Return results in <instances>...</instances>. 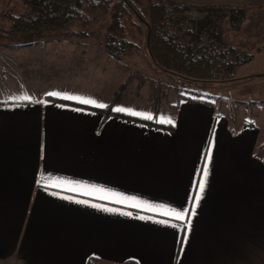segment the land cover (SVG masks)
I'll list each match as a JSON object with an SVG mask.
<instances>
[{
    "label": "crops",
    "instance_id": "0c3cea01",
    "mask_svg": "<svg viewBox=\"0 0 264 264\" xmlns=\"http://www.w3.org/2000/svg\"><path fill=\"white\" fill-rule=\"evenodd\" d=\"M88 39L8 45L0 264H264L257 115L183 92L143 104L124 61Z\"/></svg>",
    "mask_w": 264,
    "mask_h": 264
},
{
    "label": "trees",
    "instance_id": "16d2710c",
    "mask_svg": "<svg viewBox=\"0 0 264 264\" xmlns=\"http://www.w3.org/2000/svg\"><path fill=\"white\" fill-rule=\"evenodd\" d=\"M21 2V12L0 13V42L11 45L57 37L85 38L90 26L98 23L96 13L100 11L109 17L101 44L109 55L121 60L130 49L137 47L122 31L123 18L133 14L145 27V46L154 71L179 81L180 88L237 79V69L254 57L252 47L227 41L224 36L226 18L234 28L244 20L246 12L241 6L154 0L148 3L144 15L131 0ZM189 12H200V15L193 16ZM113 31L121 33L116 35ZM255 76L264 79V73Z\"/></svg>",
    "mask_w": 264,
    "mask_h": 264
},
{
    "label": "rangeland",
    "instance_id": "374dc122",
    "mask_svg": "<svg viewBox=\"0 0 264 264\" xmlns=\"http://www.w3.org/2000/svg\"><path fill=\"white\" fill-rule=\"evenodd\" d=\"M131 1L144 15H146L148 3L154 0ZM177 1H187L191 4L196 3L197 5V2H200L201 0ZM227 1L234 3L239 2L240 6L245 8L246 14L244 20L241 21V24L237 28H234L228 20H224L223 26L225 38L227 41L237 44L240 43L247 47L254 46L258 42L257 39L259 35V27L264 31V21H261V17L264 15V9L262 10V7L264 6V0ZM22 6L23 4L21 0H0V13L10 12L17 14L21 12ZM230 6L234 5L230 4ZM189 14L193 16H199L200 12H189ZM96 15L99 17V20L98 23L90 26L88 40L93 43L101 44V40L104 37L103 35L106 31L107 25L109 24V17L100 11L97 12ZM251 15H256L254 16L255 18L258 17L261 22V26L259 22L250 21ZM138 23V20L133 14H127V16L123 18L122 31L126 38L134 42L137 47L130 49L121 60L127 65L128 68L126 70L129 69L131 73L129 75V80H125V84H123V86L129 85L132 81H135L141 95L140 100L143 104L145 95H150L153 97V99H158L159 96L161 97L162 95L166 96L183 92V95L193 97L197 101L216 103L219 101V104H227L230 106V115L233 119L236 116V112L238 110L245 111L248 117L255 113L258 118L253 115L252 116L254 120L256 119V125L260 127L261 130L264 129V79H258L255 76L264 73V48L261 50L256 48L261 45L250 48V51L254 54V57L251 61L243 64L237 69V79L225 81L220 84L195 83L189 88H180L179 81H173L166 75L154 71V67H152L153 65L148 57L145 46L146 30L142 23ZM114 33L119 35L121 31H115ZM75 37L80 38L77 36ZM37 43L39 42L37 41ZM34 44H36V42H34ZM8 45L10 44L0 42V65L2 62L8 64L10 67V73L15 72L17 61L12 55L9 54ZM2 78L4 77H0V79ZM201 86H204L205 89L200 90L199 87ZM233 100L236 102L235 106L232 103Z\"/></svg>",
    "mask_w": 264,
    "mask_h": 264
},
{
    "label": "built area",
    "instance_id": "2783aa9c",
    "mask_svg": "<svg viewBox=\"0 0 264 264\" xmlns=\"http://www.w3.org/2000/svg\"><path fill=\"white\" fill-rule=\"evenodd\" d=\"M10 70V67L8 64H6L5 62H2V64L0 65V77H5L8 75ZM233 105H236V102L233 100L232 101Z\"/></svg>",
    "mask_w": 264,
    "mask_h": 264
}]
</instances>
